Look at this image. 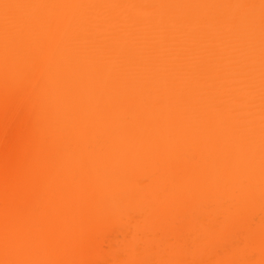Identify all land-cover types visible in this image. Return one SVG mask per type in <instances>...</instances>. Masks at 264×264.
<instances>
[{"label":"bare ground","instance_id":"bare-ground-1","mask_svg":"<svg viewBox=\"0 0 264 264\" xmlns=\"http://www.w3.org/2000/svg\"><path fill=\"white\" fill-rule=\"evenodd\" d=\"M0 264H264V0H0Z\"/></svg>","mask_w":264,"mask_h":264}]
</instances>
